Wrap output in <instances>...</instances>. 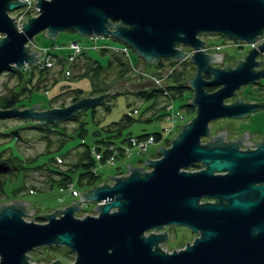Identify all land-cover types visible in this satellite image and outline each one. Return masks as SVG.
Segmentation results:
<instances>
[{
	"label": "water",
	"instance_id": "95a60500",
	"mask_svg": "<svg viewBox=\"0 0 264 264\" xmlns=\"http://www.w3.org/2000/svg\"><path fill=\"white\" fill-rule=\"evenodd\" d=\"M26 3L0 0V73L37 60L41 52L27 42L40 31L52 38L64 28L81 36L108 35L147 62L187 57L195 68L187 79L193 94L186 102L194 115L169 138V146L156 148L158 158L144 159L149 170L125 164L127 175L107 174L111 182L80 192L62 210L41 213V222L25 219L33 211L25 209L27 200L0 202V264H28L29 251L53 244L74 254L68 264H264V136L243 142L248 138L244 131L235 140L223 141L225 128L216 135L209 132V122L216 118L264 108V101L239 97L225 102L243 85L264 78V60L256 59L264 54V0H37L33 5L38 14L19 21L18 30L9 12ZM209 34L239 45L255 44L233 67H219L215 61L221 62L224 53L202 49L199 35ZM180 46L191 48L192 54ZM157 86L150 78L124 85L130 92ZM105 95L45 109L37 104L0 108V119L56 123L102 103ZM206 136L210 140L203 143ZM248 144L257 147L249 149ZM196 165L202 168L192 170ZM16 169L0 161V173ZM81 200L93 201L95 214L75 216ZM171 225L186 226L196 236L182 248L163 250L166 232L159 230Z\"/></svg>",
	"mask_w": 264,
	"mask_h": 264
},
{
	"label": "rangeland",
	"instance_id": "374dc122",
	"mask_svg": "<svg viewBox=\"0 0 264 264\" xmlns=\"http://www.w3.org/2000/svg\"><path fill=\"white\" fill-rule=\"evenodd\" d=\"M37 14L38 12H35L30 7H21L9 12L11 18H18L19 20L21 16L23 21ZM43 32L36 33L32 40L27 42V46L45 55L50 64H47L49 65L48 73L39 78L35 70L30 81L25 82L24 79L27 78L26 73H24L23 79H21L18 76L10 75L8 72H1L0 99L7 95L9 96L13 93L14 88L19 86L17 91L19 92L20 100L17 107L20 109L32 104H37V109L58 107L61 103L67 105L70 103L69 99L71 95L69 88H81L83 90L81 97L90 95L91 82L89 74L96 71L100 81H102L100 84H103L106 88V92L103 91L106 94L105 97H108V100L102 101V103L107 102L109 109L105 110L104 104L100 103L94 106L96 113L93 117L90 114V108H86L81 110L84 112L76 120L60 121L57 124L60 127H64L67 137H64L63 134H56L55 131L50 132V139L46 137L47 140L49 139V144L44 137L46 131H39L30 126L31 123L37 124L34 120L17 117L0 119V132H6L5 135H0V159L4 158L2 161L7 160L17 167L16 170L0 173V202L20 199L29 201L24 206L25 209L33 210L32 213L24 216L28 221L30 219L38 221L35 215L39 217L41 213H50L55 208L59 210L64 209L65 205L72 204L76 199H79L80 195L74 197L75 194L71 190L83 192L88 188L84 184L78 185L77 183L80 168H75L68 172L72 179L70 183L63 187H60L55 182L53 184L50 183V179L56 180L59 176L56 173H49L48 171V168L56 171H59L60 168H65L66 164H64V161L65 163H73L76 159L77 151L82 148L81 142L85 141L84 143L90 146H96L97 143L102 144L99 146H106L110 143L104 144V142H100L101 139L113 140V142L115 141L119 144L127 134L134 136L142 133L158 132L160 133V137L164 136V139L161 140H155L154 138L155 141L140 153H137V149L134 147L130 149L128 155L123 154V151L120 152L118 157L114 159V163L112 161L102 162L100 166H97L100 167L97 169L100 179L94 184L99 185L104 181L111 182V177L107 176V174L111 176L127 175L129 170L125 164L141 167L144 171L149 170L148 165L144 163V159L158 158L156 148L159 145L164 147L169 146L166 138L174 137L178 133L181 124H184L194 115L192 111L183 106V104L191 100L193 94L192 89L188 88V86V90L185 91L180 99L168 100L166 97H157L150 101L138 98L135 93L127 91L124 87L127 82H136L147 78L154 80L158 86L164 85L165 82L169 81L168 77L165 76L170 71H183V65L179 64L177 60L172 59L175 61V67H169L168 64L164 63L157 69L156 72L159 73L157 76L154 72L155 70H152V66L144 58L138 56L124 42L112 36L103 35L97 39V46H101V49H104L98 51V49L91 48V40L87 39L86 36H81L72 28H64L58 31L57 35L53 38L49 35L45 36ZM199 38L204 41L202 49L205 52L224 53L221 62L215 61V65L219 67H223L224 64L233 67L236 59H242L243 55L247 52L246 50L250 47V44L246 43L239 45L236 42L234 44L233 41L228 40L227 37L221 34L199 35ZM71 41H77L81 45L89 47L85 50V53L89 54L92 58L81 54L75 61L70 60L68 56V45L70 44L68 43ZM121 47H127V50L124 49V51L130 55L131 61L136 63V66H129L120 72H118L119 66L114 63L109 68L105 67L108 55L112 53L110 51L118 50ZM183 48L185 47L183 46ZM184 50L188 55L193 52L191 48H185ZM124 51L121 50L126 56L127 53ZM55 54L58 57H62V59L56 57ZM186 59L188 58L186 57ZM256 59L264 60V56L261 54ZM86 71L88 72L87 74ZM194 71L195 68L193 66L191 74L185 78L186 81L182 80L184 84L188 85L187 79L194 74ZM237 92L236 96L226 99L225 102H233L237 97L244 101H264V78L260 79L256 84L249 83L243 85L242 89ZM59 93L60 95L56 97L55 95ZM152 102L155 103L152 105ZM169 105L171 106L170 108H168ZM124 113H129L134 120L121 129V135L115 136L114 134L110 136V133H107V131L103 130L100 133L96 131L102 128H111L107 127V124L116 120L118 121ZM252 113L241 117L216 118L209 122V132L211 135L217 134L215 131L224 130L225 128L226 137L221 138V140L225 141L237 139L244 131L251 133L259 132V136L253 135L251 138L253 140L262 139L264 136V108ZM169 114H173L174 118H176L174 124L172 119L168 117ZM81 119L85 121V131L82 136L79 135L78 131V121ZM172 124L173 127L171 128ZM19 126H23V128ZM49 127L51 128V126ZM13 129L18 131V138L11 136V132H8ZM106 134L108 135L105 136ZM207 140H210L208 136L201 139L203 143ZM60 142L62 143L58 148ZM126 144L127 140L122 143L123 147ZM111 145L114 147V143H111ZM68 150H71L69 155L64 154ZM56 154L64 155L63 157L59 155L63 160L61 162L57 161V164L55 160L58 159L53 158ZM117 170L118 173H122L116 174ZM192 170H195V168L193 167ZM201 201H207V198H202ZM80 203L81 209L75 216L80 217L85 214H95L92 209L95 206L93 201L86 200V202L80 201ZM165 231L169 235V238L160 243V247L168 251L184 247L186 241L191 242L196 236L188 227L183 225H171ZM56 248L57 250L54 252L50 250L49 246H38L27 253L28 260L40 264L51 263L56 258L60 260V264H68L73 261L74 254L67 247L59 245Z\"/></svg>",
	"mask_w": 264,
	"mask_h": 264
},
{
	"label": "trees",
	"instance_id": "16d2710c",
	"mask_svg": "<svg viewBox=\"0 0 264 264\" xmlns=\"http://www.w3.org/2000/svg\"><path fill=\"white\" fill-rule=\"evenodd\" d=\"M233 42H234V44H236L235 41H233ZM237 44H238V42H237ZM98 47L99 48H93V49H98V51L104 50V49H101L102 48L101 46H98ZM87 48H89V47L83 48L79 52V54H77L74 57L73 61H75L78 58V56H80L81 54L84 55L85 57L92 58L89 54L85 53V50ZM125 48L127 49V47H125ZM110 52H112V53H109L107 61L105 63V67L109 68L112 66V63H114L115 65L119 66L118 72H120L129 66H136V63H133L131 61L130 55L128 53L125 56V54L119 50H114V51H110ZM55 56L58 57L57 54H55ZM58 58L62 59V57H58ZM167 60H168V62H167ZM177 61L179 64L183 65V71L182 72L181 71H170L165 76V77H168V80H169L167 83L165 82L164 85L161 84L157 87H151V88H147V89H144L141 91H134L132 93H135V95L138 98H140L142 100H148V101H150L154 98H157V97H166L168 100H173L175 98H178V99L182 98L185 91L188 90L187 84H184V82H182V80H185V78H187L191 74V70L193 69V64L191 63L190 60H188L186 58L180 59ZM148 63L152 66V70H155L154 72L157 74V76L159 74L156 72L157 69L160 68L164 63L168 64L169 67H175L176 66L174 60L164 59V58H158L155 61H149ZM35 70L37 71L39 78H42L43 75H46L48 73L49 66L42 65L39 67L37 64L31 63V64L27 65L26 67L22 66V67H20L19 70L10 71L8 73L10 75L18 76L21 79H23L22 77H23L24 73H26L25 75H27V78L24 79V81L29 82L31 79V76ZM87 73L88 72L86 71V74ZM89 75H90L89 77H90V82H91V85H90L91 88L89 90V92H90L89 96H97V95L103 94L104 93L103 91H105L106 88L103 86V84H100L102 81H100V78H99L98 74L96 73V71L93 72L92 74H89ZM205 77H209V76L207 74H205ZM36 86H37V84H36ZM18 88H19V86L17 88H14L13 93H11L9 96L7 95V96L0 99V108H10V107H14V106L17 107L18 102L20 100L19 94H18L19 92L17 91ZM214 89H215L214 86H205V90H207V91H213ZM69 90H70V94H71L70 99H69L70 103L74 102L78 98H80L82 93H83V90L81 88H69ZM58 95H60V93L56 94L55 96L57 97ZM106 100H108V97L107 98L105 97L103 101H106ZM154 103L155 102H152V105ZM102 104H104L105 110L109 109V104L107 102H104ZM64 105H66V104L65 103L59 104V106H64ZM183 106H185L188 110L192 111L194 114V108L193 107L187 106L186 104H183ZM83 112L84 111L80 110L72 118H70L68 120H76V118L79 115L83 114ZM95 113H96V108L94 106L90 107V114L92 117L95 115ZM133 120H134V118L129 113H124L118 121L116 120V121H113V122L107 124L108 125L107 127H111V128H108V129L102 128L101 130H96V131H98L99 133L103 130L105 132L107 131V133H110L109 134L110 136H113L114 134H115V136L121 135L122 134L121 129L123 127L129 125ZM79 121H78V131H79V135L82 136L84 134V131H85V127H84L85 121L83 119H81ZM57 123H59V122L51 123V124H38V123L33 124V123H31L30 126L36 128L39 131H44V132L46 131V134L44 137H45L46 141L48 142V140L50 139V132H53V131H55L56 134H63L64 137H67L66 133L64 132V127L63 126L60 127L59 124H57ZM23 126H19V127L23 128ZM49 126H51V128ZM16 129H13V130L8 131V132H11V134H12L11 136L18 138L19 134H18V131ZM96 131H94V132H96ZM5 134H6L5 131L0 132V135H5ZM148 134H152L154 136L155 140L160 139V136H159L160 133H158V132L142 133V134L135 135V136L141 137V136H145ZM107 135L108 134H106L105 136H107ZM130 136H132V135L127 134L124 138H122V140L119 144H122ZM46 137H48L49 139L47 140ZM166 140H168V142H169L168 138H166ZM84 142L85 141L80 143V145H82V148L79 151H77V153H76L77 156H76V159L73 163H71V164L69 162L65 163V161H64V164H66V166L63 169L60 168L59 171L52 170V169L48 168L49 173L53 172L59 176L58 179H56V180H54L53 178L50 179L51 184H53V182H55V183H58L60 185V187L66 186L68 183L71 182V179H72L68 172L70 170H74L75 168H80L79 169L80 172L78 173V176H77L78 185L84 184L88 187V188L86 187L87 189H89L90 186L94 185L95 182L100 179L99 175H98V173H99L98 170L97 169L94 170L95 165H96V163H95L96 161L94 160V157L92 155L91 150L94 148L100 149V150H102V152L104 154H106L105 146L104 145L103 146H99V145L90 146ZM100 142H104V144H108V143H110V144L114 143L115 145L117 144L115 141L113 142V140L111 141L109 139H104V140L101 139ZM61 143L62 142H60V144L58 145V148L61 146ZM48 144H49V142H48ZM119 144H117V145H119ZM70 151L68 150L64 154L69 155ZM59 155L62 157L64 156L61 154H56V155H54L53 158L54 159L59 158V160L61 162L63 159L61 157H59ZM55 163L57 164V160H55ZM197 167H199V166L196 165V168ZM116 174H119L118 170H117ZM87 189H85V190H87ZM35 217H36V220H38V222L42 221L40 219V217H38L36 215H35ZM57 246H59V245L53 244V245H50L49 247H50L51 251L55 252L57 250V248H56Z\"/></svg>",
	"mask_w": 264,
	"mask_h": 264
},
{
	"label": "built area",
	"instance_id": "2783aa9c",
	"mask_svg": "<svg viewBox=\"0 0 264 264\" xmlns=\"http://www.w3.org/2000/svg\"><path fill=\"white\" fill-rule=\"evenodd\" d=\"M27 1V3H26V5L24 6V8L25 7H27V8H32L35 12H38L39 10H38V8L36 7V6H34L33 5V3L35 2V0H26ZM23 19H22V17L20 16V18H19V20H18V18H13V21H16L15 22V25H16V27L19 29L20 27H21V24H19V21H22ZM21 29V28H20ZM86 36V38L87 39H89V40H91V48H97L98 46H97V44H96V41H97V39L98 38H101L103 35H100V34H89V35H85ZM68 44H70V45H68V48H69V54H68V56H69V58H70V60H73L74 59V57L77 55V54H79V52L83 49V48H85V46H83V45H81L80 43H78L77 41H75V42H70V43H68ZM255 44V43H254ZM253 44V45H254ZM249 46H251V45H249ZM48 48V47H47ZM124 49H126L125 47H122V49L121 48H118V50L119 51H124ZM127 50V49H126ZM125 52V51H124ZM125 53H127V52H125ZM39 55L40 56H38V58H37V60L34 62V64H37L39 67L40 66H42V65H45V66H49L50 64H49V62H48V60L46 59V57H45V55H43V54H41V53H39ZM264 56V55H263ZM47 64H49V65H47ZM27 65H29V64H25L24 65V67H26ZM171 106L169 105L168 106V108H170ZM169 118H171L172 119V121H173V124L175 123V121H176V118H174V115L173 114H169V116H168ZM173 124H172V126H171V128L173 127ZM161 139H164V136H162V137H160V139L159 140H161ZM155 140H154V136L153 135H151V134H149V135H145V136H141V137H138V136H130V137H128V139H127V144L123 147V145L122 144H119V145H115L114 144V147L111 145V144H108V145H106L105 146V149H106V154H104L103 152H102V150H100V149H92L91 150V152H92V155H93V157H94V160L96 161L95 163H96V165H95V168H94V170H96V169H98L99 167H97V166H100V164L102 163V162H108V161H112V163H114V159L115 158H117L118 157V154L120 153V152H124L123 154H125V155H128L129 154V152H130V149L131 148H136L137 149V153H140V152H142V151H144V150H146V148H147V146L149 145V144H151V143H153ZM58 160L57 161H59L60 162V160H59V158H57ZM122 172H119V174H121ZM72 191V193H74L75 194V196H78V195H80L79 193L80 192H78V191H75V190H71ZM81 202H86V201H83V200H81ZM99 203H101V202H98V204ZM81 204V203H80ZM80 207V206H79ZM80 209H81V207H80ZM76 214V213H75ZM164 250V249H163ZM168 251V250H167ZM32 262H35V261H32ZM30 260H28V264H31L32 263ZM37 263V262H36ZM47 264V263H46ZM48 264H50V263H48Z\"/></svg>",
	"mask_w": 264,
	"mask_h": 264
},
{
	"label": "flooded vegetation",
	"instance_id": "af4514ba",
	"mask_svg": "<svg viewBox=\"0 0 264 264\" xmlns=\"http://www.w3.org/2000/svg\"><path fill=\"white\" fill-rule=\"evenodd\" d=\"M182 48H183V46H181ZM186 48V47H185ZM185 48H183V49H185ZM188 48V47H187ZM254 101H256V100H254ZM247 133H248V138H244V139H242V141L243 142H245V141H260L261 139H255V140H253L251 137L253 136V135H258L259 136V132H248L247 131ZM212 135H214V134H212ZM216 135V134H215ZM226 137V136H225ZM233 140H235V139H233ZM223 141H225V140H223ZM249 149H254V148H256L257 146L256 145H254V144H248V146H247ZM238 148L239 149H241V150H244V149H246V146H245V144H239L238 145ZM4 158H2V159H0L1 161L3 160ZM5 162L6 163H8V164H10V165H12V162H9V161H7V160H5ZM197 166H199V165H197ZM201 167V166H200ZM200 167H197L196 168V166L194 167L195 168V170H197V169H200ZM207 200L208 201H214V199L213 198H207ZM167 227L168 226H164L163 227V229L162 230H166L167 229ZM161 230V231H162ZM160 231V232H161ZM166 232V231H165ZM169 238V235L166 233V239H165V241L167 240Z\"/></svg>",
	"mask_w": 264,
	"mask_h": 264
},
{
	"label": "crops",
	"instance_id": "0c3cea01",
	"mask_svg": "<svg viewBox=\"0 0 264 264\" xmlns=\"http://www.w3.org/2000/svg\"><path fill=\"white\" fill-rule=\"evenodd\" d=\"M252 114H253V113H252ZM96 145H102V144H98V143H97ZM99 168H100V167H99ZM74 197H76V196H74Z\"/></svg>",
	"mask_w": 264,
	"mask_h": 264
}]
</instances>
